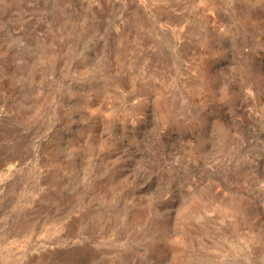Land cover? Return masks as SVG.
<instances>
[{
	"label": "rangeland",
	"instance_id": "rangeland-1",
	"mask_svg": "<svg viewBox=\"0 0 264 264\" xmlns=\"http://www.w3.org/2000/svg\"><path fill=\"white\" fill-rule=\"evenodd\" d=\"M0 264H264V0H0Z\"/></svg>",
	"mask_w": 264,
	"mask_h": 264
}]
</instances>
